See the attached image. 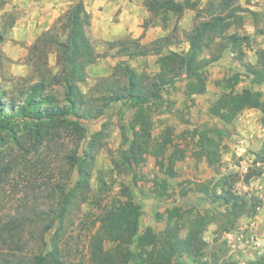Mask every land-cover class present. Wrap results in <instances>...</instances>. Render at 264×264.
<instances>
[{"label": "rangeland", "instance_id": "374dc122", "mask_svg": "<svg viewBox=\"0 0 264 264\" xmlns=\"http://www.w3.org/2000/svg\"><path fill=\"white\" fill-rule=\"evenodd\" d=\"M144 1L85 0L91 15V25L87 31L98 55L96 62L87 69V83L81 86L89 99L98 96L92 91L97 80L113 75L121 60L127 61L138 74L145 77H153L159 72L157 57L132 60L119 56L112 49L114 42L131 37L146 45L171 35L177 27L173 50L183 54L189 51L187 35L196 24L197 13L188 10L178 21L173 19L167 29L159 22L150 23V27L145 29L151 15ZM208 1L201 0V7H206ZM239 4L243 10L239 12L238 20L231 23L226 35L238 34L243 43L230 47L219 62L207 69L206 93L195 96L192 103L186 96L187 81L180 79L165 89L164 107L152 114L154 137L160 139L170 129L174 143L185 151L184 158L177 163L176 178H168L160 160L154 157H150L134 174L122 165L123 154L128 150L132 138L131 125L136 112L128 104H116L104 117L88 121L87 137L82 142L77 140L69 123H38L18 118L12 129L0 130V160H15L19 164L0 193V223L30 213L31 224L27 225L24 238L30 250L38 251L42 247L39 242L41 230L55 217L53 211L59 214L57 210L63 207L58 184L65 186L68 195L79 179L75 171L71 178L60 181V171L66 166L64 157L76 151L83 156L92 136L102 131L96 161L89 170L90 189L84 195L78 194L74 202L68 205L70 208L64 215L62 231L55 239L65 264H91V236L100 228L104 214L113 206L125 202L129 195L142 208L141 234L149 228L158 235L163 233L167 227V212L179 209L178 221L183 227L181 238H184L198 215L203 216L206 219L203 233L206 247L200 264H255L264 258V240L261 252L235 253L230 248L226 234L220 227L225 220L222 217L225 208L212 205L197 190L200 184L213 182L214 185L225 178L240 195L248 194L249 197L261 199L264 189V114L256 109L246 110L233 124L225 125L210 112L214 103L235 83L238 93L252 89L264 97V84L254 85L240 62L241 53L244 62L252 64L257 62L260 53H264V0H240ZM69 7L66 0L0 1V32L4 39L0 43V89L8 96H19L20 78L30 76L38 80V74L28 59L31 45L52 29ZM208 54L209 51L205 55ZM47 68L51 72L49 80L60 71L54 51L49 56ZM50 93L59 106L67 105L64 86L53 85ZM204 126L223 133L221 175H216L208 166L198 146L195 130ZM38 132L47 135L41 143L37 142L40 138ZM173 150V147L170 148L167 156ZM259 172L260 176L246 182L248 173ZM164 180L169 184V196L160 197L157 182ZM184 193L187 196L184 197ZM261 200L263 204L257 214L244 215L236 229L243 227L249 231L253 221L257 220L258 233L264 239L259 219L264 213V201ZM36 212H44L43 219H39L34 214ZM59 228L60 221L57 220L55 228L46 235L47 250H51L55 232ZM113 247L110 243L106 245L107 249ZM172 264L195 263L184 256L176 257Z\"/></svg>", "mask_w": 264, "mask_h": 264}, {"label": "trees", "instance_id": "16d2710c", "mask_svg": "<svg viewBox=\"0 0 264 264\" xmlns=\"http://www.w3.org/2000/svg\"><path fill=\"white\" fill-rule=\"evenodd\" d=\"M66 1L70 4L68 11L57 20L52 29L39 36L29 50L28 59L38 74V80L30 76L20 78L18 97L8 96L0 89V130L12 129L18 118L38 123L64 122L70 124L73 134L82 142L87 137L88 121L104 117L116 104H128L136 112L131 125L132 138L128 150L123 154L122 165L134 174L150 157H154L160 160L168 178H176V166L184 158L185 151L174 143L170 129L160 139L154 137L152 114L160 112L164 107L165 89L175 85L180 79L187 81L186 96L192 103L195 96L206 93L207 69L219 62L230 47L243 43L238 34L226 35L231 23L238 20L239 12L243 10L240 0H209L204 8L201 7V0H145L144 4L151 15L145 29L156 22L167 29L173 19L178 21L188 10L197 13L196 24L187 35L189 51L183 54L173 50L177 27L171 35L146 45L131 37L114 42L112 49L119 56L132 60L157 57L159 72L153 77H145L138 74L127 61L121 60L113 75L97 80L92 91L98 96L92 99L87 97L81 87L87 83V69L98 59L87 31L91 25V15L87 11L85 0ZM3 41L0 32V43ZM53 51L61 68L49 80L51 72L47 67ZM207 51L209 54L206 56ZM242 57L241 53L240 62L251 82L254 85L264 84V53L259 54L255 64L244 62ZM235 84L210 109L211 114L225 125L233 124L246 110L256 109L264 114L263 94L252 89L238 93ZM53 85L65 87L67 105L61 107L56 103L50 93ZM102 135L101 131L92 136L83 156H79L76 151L64 157L66 166L60 171V181L68 180L75 171L79 179L68 195L65 186L58 184L63 207L57 210L59 214L56 210L53 211L55 217L41 230L39 242L42 247L38 251L30 250L24 238L27 225L31 224L30 213H23L0 223V264H65L55 239L62 231L64 215L70 208L68 205L74 202L78 194L84 195L90 189L89 170L96 161ZM38 136L40 138L37 142L40 143L47 137L41 132H38ZM195 137L198 138V146L206 157L208 166L216 175H221L219 168L223 133L204 126L195 130ZM172 147L174 150L167 156ZM3 161L5 162L0 160V193L19 165L15 160ZM260 175L261 172L248 173L246 182L249 183L252 178ZM232 177L234 178L230 176ZM221 181L214 185L213 182L200 184L197 190L212 205L225 208V213L222 214L225 220L220 227L226 234L236 229L244 215L255 216L263 202L248 194H237L228 179ZM157 186L160 188V197L169 196V184L166 180L158 181ZM183 196H187V193ZM167 213V227L163 233L158 235L149 228L141 234L142 208L129 195L125 202H120L104 214L100 228L91 236L90 263L172 264L176 257L188 256L195 264H200L206 247L203 240L206 219L199 214L191 229L181 238L183 227L178 221L179 209ZM34 214L39 219H43L45 215L44 212ZM57 220L60 221V228L55 232L51 250H47L49 245L46 235L55 228ZM107 243L114 247L107 249ZM255 264H264V258Z\"/></svg>", "mask_w": 264, "mask_h": 264}, {"label": "built area", "instance_id": "2783aa9c", "mask_svg": "<svg viewBox=\"0 0 264 264\" xmlns=\"http://www.w3.org/2000/svg\"><path fill=\"white\" fill-rule=\"evenodd\" d=\"M257 228L258 223L257 220H255L249 231L240 227L226 233L225 239L235 253H250L252 251L261 252L263 248V239L260 237Z\"/></svg>", "mask_w": 264, "mask_h": 264}, {"label": "crops", "instance_id": "0c3cea01", "mask_svg": "<svg viewBox=\"0 0 264 264\" xmlns=\"http://www.w3.org/2000/svg\"><path fill=\"white\" fill-rule=\"evenodd\" d=\"M261 199H263L264 201V189L262 190L261 192ZM260 221H261V228H262V231H264V213L259 217ZM264 240V239H263ZM264 257V256H263Z\"/></svg>", "mask_w": 264, "mask_h": 264}]
</instances>
